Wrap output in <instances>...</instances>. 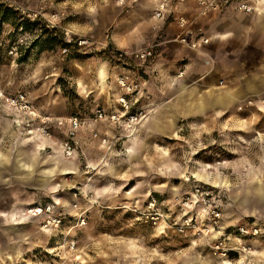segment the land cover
Returning a JSON list of instances; mask_svg holds the SVG:
<instances>
[{
	"label": "rangeland",
	"instance_id": "374dc122",
	"mask_svg": "<svg viewBox=\"0 0 264 264\" xmlns=\"http://www.w3.org/2000/svg\"><path fill=\"white\" fill-rule=\"evenodd\" d=\"M171 5L207 43L177 41L174 18L153 29L156 0H0V264H223L143 216L154 195L177 220L195 183L221 191L224 227L260 228L264 264V0ZM214 88L232 102L208 107Z\"/></svg>",
	"mask_w": 264,
	"mask_h": 264
},
{
	"label": "built area",
	"instance_id": "2783aa9c",
	"mask_svg": "<svg viewBox=\"0 0 264 264\" xmlns=\"http://www.w3.org/2000/svg\"><path fill=\"white\" fill-rule=\"evenodd\" d=\"M198 7L197 15L204 16L211 9L216 7L215 0H196ZM242 9L249 11L250 8L246 5ZM176 9L171 5V0H156V6L153 10L152 18L154 21L153 29L157 31L161 23H164L169 17L174 18L181 32L177 34L176 40L191 48H196L201 44L208 42V38L193 37L186 30L189 23L188 19L182 15H176ZM153 46L149 45L143 49L136 51H120L118 57H126L133 55L142 61L153 57ZM182 75V72H180ZM118 84L127 92H133L139 89V84L131 82L127 77H121ZM22 98V95H19ZM15 97V101H19ZM124 107L126 103L122 99ZM97 119L103 118V112L97 111ZM110 119L117 120V116L110 115ZM62 121H59L61 124ZM68 123V136L72 138L75 135V130L80 126V122L76 117H70ZM46 133V132H45ZM66 151L71 153V143L66 142ZM222 195L216 187L207 184L195 183L191 189L179 197L172 199L174 205L180 207V213L177 220H169V214H164L161 209L160 202L154 195H149L145 201V209L143 216L146 221L156 224L162 221L163 226H172L174 231L181 236H191L195 240H201L221 258L228 259L229 264H258L257 250L254 241L261 234L260 228L255 224L240 223L232 228L224 227L223 212H222ZM50 206L37 208L38 214L45 215L46 224H61L63 215L60 212L54 211ZM83 222V221H82ZM171 224V225H169Z\"/></svg>",
	"mask_w": 264,
	"mask_h": 264
},
{
	"label": "crops",
	"instance_id": "0c3cea01",
	"mask_svg": "<svg viewBox=\"0 0 264 264\" xmlns=\"http://www.w3.org/2000/svg\"><path fill=\"white\" fill-rule=\"evenodd\" d=\"M227 35H229V33H225L222 36L227 37ZM251 87L252 86H246L247 89H250ZM209 94H211V96H210V100L208 101V107H223L224 105H227V103L230 104L232 102V97H230L229 95L230 92L226 89L220 91L218 88H214V90L210 91ZM204 103L205 104H200L196 107L197 108L201 107V109H203V107H207V102L204 101ZM222 262L223 264H228L227 261L223 260Z\"/></svg>",
	"mask_w": 264,
	"mask_h": 264
},
{
	"label": "bare ground",
	"instance_id": "6f19581e",
	"mask_svg": "<svg viewBox=\"0 0 264 264\" xmlns=\"http://www.w3.org/2000/svg\"><path fill=\"white\" fill-rule=\"evenodd\" d=\"M225 261H227V260H225ZM228 262V261H227ZM229 264V263H228Z\"/></svg>",
	"mask_w": 264,
	"mask_h": 264
}]
</instances>
